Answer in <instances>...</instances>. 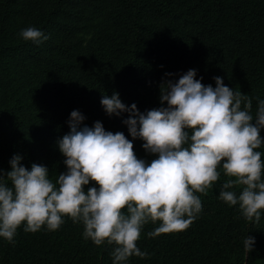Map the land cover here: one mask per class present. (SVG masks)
<instances>
[{"label":"trees","instance_id":"16d2710c","mask_svg":"<svg viewBox=\"0 0 264 264\" xmlns=\"http://www.w3.org/2000/svg\"><path fill=\"white\" fill-rule=\"evenodd\" d=\"M29 26L49 39L24 41L19 32ZM189 69L205 85L215 87L219 76L251 97L255 115L256 98L264 99V0H0V167L7 173L19 155L29 170L46 166L55 182L66 171L57 142L73 110L83 124L100 121L131 140L122 124L128 114L106 115L102 95L116 92L143 113L161 106L162 82ZM132 142L138 158H155L142 140ZM258 151L264 159V146ZM224 179L197 194L203 211L187 230L150 238L159 222L145 225L138 247L150 255L127 264H264V211L253 223L238 204L221 201ZM82 233L67 218L56 231L21 227L14 245L0 237V264H112V246H95ZM247 236L255 239L250 253Z\"/></svg>","mask_w":264,"mask_h":264},{"label":"clouds","instance_id":"9594fccd","mask_svg":"<svg viewBox=\"0 0 264 264\" xmlns=\"http://www.w3.org/2000/svg\"><path fill=\"white\" fill-rule=\"evenodd\" d=\"M19 36L37 45L49 39L33 26ZM202 79L189 69L175 81L165 80L159 87L161 106L143 113L135 103L126 106L116 92L102 95L106 115L128 114L122 124L131 140L105 130L100 121L83 124V114L73 110L69 132L57 142L66 171L55 182L46 166L33 163L29 170L14 155L10 171L0 167V237L14 245L21 227L25 233L56 231L67 218L82 224L85 240L112 246V264H127L133 256L146 259L150 254L138 247L145 225L159 222L147 233L150 238L187 230L203 211L201 195L221 174L218 198L238 204L246 221L259 223L264 99L256 98L253 115L251 97L224 85L222 77H213L215 87ZM137 138L155 157L150 162L137 157L132 142ZM254 243V237L244 239L246 253Z\"/></svg>","mask_w":264,"mask_h":264}]
</instances>
